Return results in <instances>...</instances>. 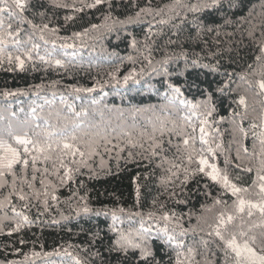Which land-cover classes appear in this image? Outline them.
<instances>
[{
  "label": "trees",
  "instance_id": "1",
  "mask_svg": "<svg viewBox=\"0 0 264 264\" xmlns=\"http://www.w3.org/2000/svg\"><path fill=\"white\" fill-rule=\"evenodd\" d=\"M92 3L27 0L24 17L39 27L13 22V35L0 45V136L16 146L9 130L28 131L51 143L45 153H32L40 157L35 180L30 164L26 177L16 169L15 190L11 175L0 187V264H144L139 249L118 248L121 235L146 241L150 264H176L178 253L183 264H223L220 242L209 233L237 198L203 173L181 181L185 168L198 167L203 150L233 183L249 189L245 199H260L253 180L264 159L258 84L264 60H256L264 0H235L226 14L188 10L202 0H104L87 7ZM142 8L150 11L137 19ZM209 93L210 104H202ZM53 129L64 134L48 138L45 130ZM63 142L84 156L64 155L70 150ZM61 159L78 169L71 180L61 182ZM85 206L91 211H78ZM25 216L28 222L12 231ZM244 220L258 223L260 215Z\"/></svg>",
  "mask_w": 264,
  "mask_h": 264
},
{
  "label": "snow or ice",
  "instance_id": "2",
  "mask_svg": "<svg viewBox=\"0 0 264 264\" xmlns=\"http://www.w3.org/2000/svg\"><path fill=\"white\" fill-rule=\"evenodd\" d=\"M104 2V0H95V3L88 4L87 7L94 8L97 5H100ZM27 7V0H0V45L5 43L4 37L13 35V22L16 24L28 23L33 28L39 27L32 23L31 20H26L24 17V12ZM236 7L235 0H202L200 4H194L189 7V11L198 12L204 9H211L221 13H227L228 9ZM150 11L149 8H142L140 12L136 13V18L138 19L142 12ZM7 17V21H6ZM67 19H72V17H67ZM133 18L129 17V21ZM225 24L230 23L231 21L226 18L224 19ZM92 27H96L93 25ZM48 25L44 24L43 29H47ZM41 29V31H43ZM21 28L17 27L15 32L19 34L21 32ZM212 29H209L211 31ZM55 31V30H53ZM78 35V34H77ZM252 35V33H249ZM264 36V33H262ZM31 39V37H29ZM43 39V37H41ZM15 43H19V41H14ZM133 46L135 45V40L132 41ZM38 45H33V48H37ZM2 51V48H0ZM28 59H31L30 53H25ZM12 57L9 55V61H11ZM43 60L44 58L41 57ZM168 59L166 58L164 64H167ZM16 60L19 61V67H24V60H22L19 56L16 57ZM257 61L264 60V39L260 41V55L256 56ZM151 63V61H149ZM57 64L61 62L59 60L56 61ZM195 64V62H193ZM205 67H208L205 65ZM251 67V65L249 66ZM165 75H167V68L164 69ZM129 77H125V82ZM259 88L262 92H264V79L258 81ZM168 87L174 91L179 93L180 88L176 87L172 84H169ZM81 89H77L80 91ZM93 89H84V91H92ZM13 93H5V95H12ZM211 101V93L208 95V100L201 102L202 104L208 105ZM240 103H244V97L240 98ZM34 111V110H33ZM13 115H15L13 113ZM208 115H211V111H208ZM36 128H40V125H35ZM201 132H204L203 126H201ZM9 136H11L12 140L15 141V145L9 143L2 136H0V187H4L7 184L6 175H11L13 180V190H15L16 180H17V171L16 169L19 167L20 174L22 177L27 176V171L29 165L31 164L33 170L32 179L35 180V172L36 163L39 160V155L32 154L33 152L38 154L45 153L48 149L51 148V143L43 144L39 139H33L32 136L29 135L28 131H24L23 134H15L11 130H9ZM64 130L53 129L51 131L45 130V135L48 138H51L54 135H63ZM34 135L38 136L39 133H34ZM75 139V137H72ZM201 140L203 141V136H201ZM206 143V141H204ZM186 146L189 144V140L185 139L183 142ZM261 147V156H264V139L260 141ZM63 148L70 150L66 152L64 155L71 154L73 156L79 152L80 156H84V152H80L78 148L73 150V145L63 142ZM208 152H212L211 148L207 149ZM155 154V153H154ZM194 156H196V150L193 147L192 152L188 155L187 159L189 163L193 161ZM30 157V158H29ZM45 161L50 159L48 155L44 156ZM83 163V161H81ZM227 163V162H226ZM55 167V166H54ZM173 167H178L177 165H173ZM60 169H64V176L61 177V182H64L65 179L71 180L72 173L74 171H78V169H73L65 164L64 160H60ZM57 173H59V169H55ZM171 171V169H169ZM248 172H252L251 168L247 169ZM44 172L47 173L48 169L45 168ZM197 172L203 173L205 176L210 177V179L214 182H217L223 186V188L229 192L237 199L234 201L231 209L225 207L223 211H220L216 216V223L213 228V232H210L209 235H213L220 242L217 247L223 252L224 262L223 264H264V159L261 160V166L257 170L256 180H253V185H257L259 188L260 199L257 202L252 200L245 199L241 194L248 192V188H242L237 186V184L233 183L229 178L226 172H222L215 163H210L208 158L203 154V150L198 156V167L190 173L187 168L184 169V180L181 181V184L187 183V181L191 178V176L195 175ZM172 175L176 176L177 173H172ZM25 182H27L25 180ZM258 182V183H257ZM43 183V181H41ZM29 187L32 185L29 184ZM207 187V186H206ZM47 195V192L45 193ZM210 195V194H209ZM25 197L20 195V199L23 200ZM52 199L55 200L56 197L52 196ZM83 199V198H82ZM226 202L215 199L214 204H225ZM45 205H47V201H45ZM0 207H3V203L0 202ZM78 211H83L84 213H88L91 211L87 206L79 209ZM255 212H258L260 215L259 222H248L246 224L244 220V216L251 218ZM168 219L167 215L164 217ZM28 222V217H23V221L18 222L16 228L12 231L19 230L23 223ZM256 228H260L261 231L259 234H254V230ZM11 234V232L9 233ZM171 240L172 237H169ZM23 243V241H21ZM116 245L119 249L127 251L128 248H135L140 250V257L144 261V264H150V260L153 258V253L151 249L147 246V242L136 243L132 239L127 236L121 235L116 240ZM183 243L182 241L180 242ZM208 241H204V244L207 245ZM257 248L260 250L258 251ZM189 256H194L195 251L192 248H188ZM182 253L177 254L176 264H183L180 260V256Z\"/></svg>",
  "mask_w": 264,
  "mask_h": 264
}]
</instances>
